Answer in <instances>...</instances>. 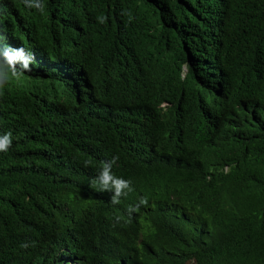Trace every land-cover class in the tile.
<instances>
[{"label":"trees","instance_id":"16d2710c","mask_svg":"<svg viewBox=\"0 0 264 264\" xmlns=\"http://www.w3.org/2000/svg\"><path fill=\"white\" fill-rule=\"evenodd\" d=\"M5 2L41 53L0 95V264H264V0Z\"/></svg>","mask_w":264,"mask_h":264},{"label":"clouds","instance_id":"9594fccd","mask_svg":"<svg viewBox=\"0 0 264 264\" xmlns=\"http://www.w3.org/2000/svg\"><path fill=\"white\" fill-rule=\"evenodd\" d=\"M26 9H36L43 14L45 12L44 0H21ZM0 95H3L4 86L10 81L17 89L23 87L32 77L39 75L40 69V50L35 43L25 40L12 30L11 37H6V27L9 25V11L5 0H0ZM19 22L18 12L15 23ZM5 25V26H4ZM19 82V83H18ZM19 84V86L17 85ZM25 96H28L24 92ZM14 106L12 104H9ZM12 145V133L5 132L0 134V152H7ZM119 159L113 156L110 161H103L100 170L92 185L99 191L111 192V202L119 204L122 196L134 191L130 180L123 179L113 174L112 167ZM90 163V162H86ZM148 205V198L141 197L138 204L130 206L128 209L129 219L131 214L138 211L141 206ZM117 221L123 217H117ZM29 245L24 243L21 247L27 248Z\"/></svg>","mask_w":264,"mask_h":264}]
</instances>
